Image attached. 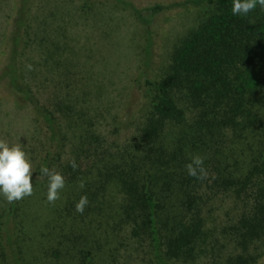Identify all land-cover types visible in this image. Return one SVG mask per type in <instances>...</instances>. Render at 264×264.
Returning a JSON list of instances; mask_svg holds the SVG:
<instances>
[{"label":"trees","instance_id":"obj_1","mask_svg":"<svg viewBox=\"0 0 264 264\" xmlns=\"http://www.w3.org/2000/svg\"><path fill=\"white\" fill-rule=\"evenodd\" d=\"M31 1L16 0L0 81L16 104L30 106L47 149L31 196L8 203L0 195V264H113L124 228L149 247L156 264L193 259L206 237L203 198L216 192L231 193L243 206L230 228L236 251L222 264H264V10L233 15L232 0H186L206 16L173 46L166 74L145 79L148 108L138 135L107 151L86 134L99 146L95 156L62 163L58 118L20 70ZM195 154L204 157L206 180L186 171ZM41 167L65 179L54 203L46 199ZM81 195L89 200L82 214L75 210Z\"/></svg>","mask_w":264,"mask_h":264},{"label":"rangeland","instance_id":"obj_2","mask_svg":"<svg viewBox=\"0 0 264 264\" xmlns=\"http://www.w3.org/2000/svg\"><path fill=\"white\" fill-rule=\"evenodd\" d=\"M122 1L142 18L116 0H90L88 7L82 0L31 1L20 70L34 96L58 118L63 141L56 152L62 163L93 158L99 146L117 151L138 135L148 108L145 79L158 81L166 74L173 46L206 16L186 0ZM16 4L0 0V69L10 54ZM14 97L1 80L0 139L21 144L34 175L47 149L45 128L30 106L16 104ZM86 134L97 136L99 146L89 144ZM242 212L231 193L208 194L202 201L205 240L195 258L174 264H222L236 251L230 228ZM116 247L113 264H156L149 247L127 228L119 232Z\"/></svg>","mask_w":264,"mask_h":264},{"label":"clouds","instance_id":"obj_3","mask_svg":"<svg viewBox=\"0 0 264 264\" xmlns=\"http://www.w3.org/2000/svg\"><path fill=\"white\" fill-rule=\"evenodd\" d=\"M257 6L264 10V0H232L231 11L233 15H247ZM69 165L73 170L78 168L74 159L69 162ZM203 165L204 157L195 154L191 156L190 162L185 165V168L189 176L206 180L209 173ZM40 173L47 177L48 181L46 199L49 203H54L60 198L59 193L65 187V179L55 169L47 167H41ZM32 177V163L21 144L9 145L5 140L0 139V195L8 203L31 196L33 194ZM80 187H84L83 182L80 183ZM88 204L87 196L81 195L75 204V210L82 214Z\"/></svg>","mask_w":264,"mask_h":264}]
</instances>
